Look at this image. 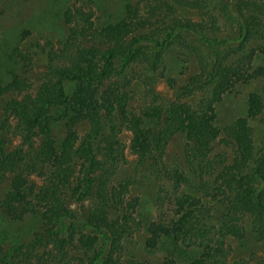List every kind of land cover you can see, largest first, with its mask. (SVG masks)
Wrapping results in <instances>:
<instances>
[{"label":"trees","instance_id":"1","mask_svg":"<svg viewBox=\"0 0 264 264\" xmlns=\"http://www.w3.org/2000/svg\"><path fill=\"white\" fill-rule=\"evenodd\" d=\"M258 1L264 3V0ZM14 3L5 5V18L0 21V40L12 38L16 24L34 22L35 11L31 9V14L23 10L31 3L30 0H17ZM127 4L128 16L95 33L94 37L100 41L98 45L81 47L72 53L69 47L64 49L62 58L65 63L46 75L34 96L24 94L30 83L25 65L15 57L22 53V49L16 48L10 55L17 60L12 61L14 70L9 82L0 81V104L6 103L5 97L14 96L6 103V108L14 115L16 129L28 139L40 134L43 142L34 159L24 157L25 160H14L12 154L4 151L0 128V169L12 164L15 170L10 189L0 200V217L17 219L27 211L37 223L32 239L0 245V264H14L18 258L30 259L26 264H35L40 261V255L51 256L49 264H67L64 260H67L73 245L81 251L82 258L77 259L80 264H124L121 256L117 255L121 228L111 212L117 208L120 197L117 189L113 188L112 192L108 190L105 178L110 175V167H106L105 161L98 158V148L95 147L105 128L112 123L118 122L132 132V151L141 160L147 161L145 171L152 176L157 174L162 162L164 142L177 132L187 136L191 163L198 174L202 172L199 158L209 152L211 142L222 131L218 127L213 106L196 111L186 103L172 104L163 113L155 108L142 117L132 118L126 95L116 96L110 92L111 89L102 93V84L111 76L125 72L132 63L151 65L159 56V51L172 46L176 38L191 35L213 53L211 59L214 62L208 65L210 68H205L203 64L202 73L206 76L203 86L209 98L208 106L220 103L236 87L238 80L234 81V69L222 54L231 44L243 43L247 39L250 32L248 20L241 9L229 0H215L219 16L236 23V40L212 37L203 32L200 24L179 23L169 30L162 41L151 40L154 51L148 55L136 45L141 26L132 11L133 6L128 5L127 10ZM54 53L49 51L47 56L52 58ZM260 70L264 73V67ZM202 76L197 75L192 85L202 82ZM72 86L75 88L71 93ZM262 108V97L251 94L246 116L224 129L226 135L237 144L238 153L227 171L230 173L228 179L221 180L224 196L230 198V205L221 215V223L218 225L213 221V215H209L201 200L191 195L178 198L177 213L180 215L172 224L146 222V226L149 225L146 227L148 237L145 239V250L157 260L154 264H207L206 260L214 261L216 256L222 255L218 247H212L214 237L219 238L215 243L228 236L243 242L246 238L242 229L245 223L240 222L245 217L253 220L259 240L264 241V155L259 157L256 154L250 133L251 120L260 114ZM82 121L89 122L90 131L80 139L74 128ZM154 122L159 126L156 130ZM62 127L66 133L59 136L56 131ZM116 128L114 125L112 131H116ZM110 145L106 148V159L113 150ZM25 162H28L27 168L34 171L36 167L49 169L46 188L36 193L28 187L30 180L24 178L22 172L27 169L21 165ZM121 189L118 191L124 193L127 186L122 185ZM67 196L78 201L96 197V206L90 211L85 224L68 222L72 211ZM187 240L190 247L183 250ZM200 248H203L201 252ZM180 256L183 259L179 262Z\"/></svg>","mask_w":264,"mask_h":264},{"label":"rangeland","instance_id":"2","mask_svg":"<svg viewBox=\"0 0 264 264\" xmlns=\"http://www.w3.org/2000/svg\"><path fill=\"white\" fill-rule=\"evenodd\" d=\"M0 21L4 19L5 5L15 4L17 0H0ZM24 11H35L33 23L15 25L12 38L0 40V81L9 82L14 60L25 65V71L30 83L24 94L36 95L41 83L50 71L65 63L64 49L69 47L70 53L81 47L98 45L100 42L94 35L102 27L118 22L127 15L128 5H132L136 19L141 29L136 44L142 51L152 54L154 48L151 40H163L169 30L179 23L200 24L204 33L212 37L236 40L238 27L236 23L219 16L215 0H30ZM241 9L247 18L249 35L243 43H234L224 49L222 57L233 67L236 87L220 103L208 106L206 87L203 86L206 76L205 68L212 62L213 53L202 45L195 36L178 37L172 46L159 51V56L151 65L132 63L125 72L106 79L102 84V93L111 89V93L126 95L130 116L142 117L144 113L157 110L167 111L172 104L186 103L196 111H202L213 106L218 127L222 129L211 142L209 152L200 157L201 173L194 169L188 154V139L183 133H175L164 142V152L157 174L152 176L146 169V160H141L132 151L133 134L118 122L110 124L96 141L98 158L110 167V175L105 178L108 190L117 189L120 202L111 212L121 228L119 252L124 264L155 263L145 250L148 234L146 227L151 222L170 225L178 217V198L191 195L201 200L213 215L216 224L221 223V215L230 198H225L222 181L228 179V169L237 159L238 146L224 132L237 119L247 114L248 100L251 94L260 95L263 108L260 114L251 120L252 138L256 154L264 155V3L258 0H229ZM38 11V12H37ZM32 14V13H31ZM82 33V34H81ZM81 34V35H80ZM84 35V36H83ZM83 36V37H82ZM22 49L13 58V51ZM105 49V47H102ZM49 51H55L52 58ZM141 59H143L141 57ZM197 75L204 76L202 82L192 85ZM202 76V77H203ZM202 83V85H201ZM190 86V87H188ZM189 89H188V88ZM75 86H72L71 93ZM23 94V95H24ZM22 95V96H23ZM14 96L5 97L6 103ZM16 97V96H15ZM22 98L21 96H17ZM4 103V102H3ZM0 104L1 139L4 141V151L12 154V159L21 160L27 157L32 160L40 149L43 137L34 134L30 139L16 129L14 115L6 108V103ZM208 106V107H207ZM116 125V131L112 127ZM154 130L159 126L154 122ZM75 132L80 139L90 131L88 121H82L75 126ZM59 136L65 135V128L56 131ZM111 144V145H110ZM109 159L104 158L106 148ZM25 160V159H23ZM28 162L21 165L27 170L22 171L29 181L28 187L34 192L46 188L49 174L48 168H27ZM12 165V164H11ZM0 169V200L4 198L13 179L15 170L12 166ZM127 190L120 193L121 186ZM31 190H29V194ZM95 195V194H94ZM68 197V205L72 211L71 224H85L90 211L96 206V197L91 196L78 201ZM111 204V208H112ZM226 205V206H225ZM117 213V214H116ZM148 220V221H147ZM146 222L149 224L146 226ZM253 220L243 218L245 223V240L242 242L232 236L217 243L214 237L212 247H218L222 255L206 260L207 264H264V241L259 240ZM214 224V225H216ZM36 219L30 212L21 214L17 219L0 217V245L27 241L36 233ZM83 231V230H81ZM80 231V232H81ZM25 239V240H24ZM219 243V244H218ZM190 241L183 245L188 249ZM197 249V248H196ZM203 248H200V252ZM164 252V251H163ZM162 253V251H161ZM205 253V252H203ZM216 254V252H213ZM67 264H80L81 251L75 246L69 249ZM163 255V254H162ZM161 255V257H163ZM178 258L180 262L183 258ZM35 264H49L51 256H39ZM161 259V258H160ZM206 259V258H205ZM208 259V258H207ZM30 259L18 258L14 264H26ZM177 262L173 263L176 264ZM186 264H190L189 262Z\"/></svg>","mask_w":264,"mask_h":264}]
</instances>
